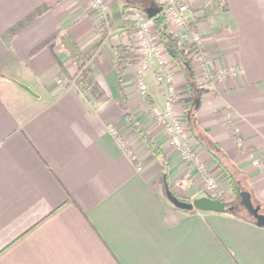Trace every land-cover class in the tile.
I'll use <instances>...</instances> for the list:
<instances>
[{"label":"crops","instance_id":"0c3cea01","mask_svg":"<svg viewBox=\"0 0 264 264\" xmlns=\"http://www.w3.org/2000/svg\"><path fill=\"white\" fill-rule=\"evenodd\" d=\"M48 1L0 0V264H264V226L177 208L166 197L165 183L190 204L208 196L202 174L180 160L146 110L133 117L163 151L166 179L127 123L125 105L137 108L128 94L141 53L132 37L123 103L111 48L127 38L117 0H107L106 35L87 0H51L46 13L17 27ZM207 1L189 0L186 15L212 68L235 67L239 75L207 82L192 53L201 95L187 143L227 187V172L207 148L216 147L254 206L264 207V0H220L224 9L205 15ZM64 33L90 58V84L75 83L77 66L59 39L43 47ZM163 47L177 92L173 114L184 121L186 83ZM156 75L153 65L148 100L161 106L165 86Z\"/></svg>","mask_w":264,"mask_h":264},{"label":"built area","instance_id":"2783aa9c","mask_svg":"<svg viewBox=\"0 0 264 264\" xmlns=\"http://www.w3.org/2000/svg\"><path fill=\"white\" fill-rule=\"evenodd\" d=\"M91 9L96 13L97 19L104 26L109 24V9L104 0H89ZM161 5L162 13L165 17L167 31L173 37L183 42H189L193 46V56L199 64L200 73L204 80L213 82L227 77H236L239 70L235 67H229L222 70H214L211 66V60L204 51V39L197 30L194 22L187 17L189 9V0H157ZM136 15V14H134ZM150 18L147 15L137 14L134 17V28L136 30V40L140 48L141 61L138 69L134 74V87L141 99L149 98V87L147 83V73L153 65H156L157 75L156 81L165 86V98L161 106L151 104L150 113L152 119L159 125L164 134L167 136L169 145L178 153L180 160L196 167L201 174H205L206 191L209 196H220V188L213 176L206 173L205 168L199 162V158L192 147L187 143L185 131V121L176 118L173 114V105L177 92L174 87L173 72L167 66L163 59V54L157 47L155 36L150 28ZM116 135L114 128L109 130ZM126 149V147H125ZM130 160L135 163L136 156L128 152ZM254 164L259 166L260 161L255 160ZM140 170V167L137 166Z\"/></svg>","mask_w":264,"mask_h":264},{"label":"trees","instance_id":"16d2710c","mask_svg":"<svg viewBox=\"0 0 264 264\" xmlns=\"http://www.w3.org/2000/svg\"><path fill=\"white\" fill-rule=\"evenodd\" d=\"M157 0H124L123 4L120 8V15L122 20V25L127 32V37L131 39V32L129 31L128 22L126 20V13L129 9H137L147 15V12L151 8H161L160 4H157ZM214 9H224V6L221 5L220 0H209L204 3V13L205 15H209L214 11ZM49 10V7L46 5H42L38 7L33 12L29 13L27 17L17 24V27H22L25 23H29L36 19L37 17L43 15ZM156 29V33L158 39L163 44L166 52L173 60V62L181 69L187 91L186 97L184 101V113L183 118L187 125L188 131L190 133H194L195 125V115L194 110L196 109V105L200 100V89L198 84L195 80V75L193 68L190 64V56L192 55L194 49L191 43L189 42H181L177 38L173 37L170 33H168L166 24H165V17L162 13V8L159 13L152 16L150 18ZM14 28L12 32H14ZM59 39V42L63 46L66 53L69 55L71 60L77 66V72L74 76L75 83L80 86H83L86 82L90 84V74L89 70L86 67V57L82 54L79 46L77 43L67 34H61L54 38L49 39L47 42L44 43L43 47H47L50 43L54 40ZM113 53H114V61H113V68L116 72L117 76V84L118 89L121 93L123 103L124 102V76L128 65L132 60V45L130 44H118L112 46ZM125 118L129 127L132 130H135L136 133L139 135L140 139L142 140L143 144L146 146L147 151L149 154L155 156L159 159V164L162 168V176L166 179L167 178V161L163 154L161 148H159L156 143L151 139L148 132L141 126V124L136 120L130 113H125ZM210 151V154L217 160V163L222 166V168L227 172L229 176V184L231 187V194L234 199L230 200L229 202H224L223 200H219L225 203V207L228 210L226 213L239 217L238 208H242L245 210L244 207L241 206V194L247 192L243 190V182L244 179L239 177L237 172L233 171L230 166L228 165L227 158L221 152L217 151L216 147L209 146L207 147ZM214 148V150H212ZM174 194V193H173ZM175 195V194H174ZM175 197L184 202H188V200L175 195ZM210 199L217 200L214 197L208 196ZM239 199V200H238ZM238 200V201H237ZM246 211V210H245ZM248 220L254 221L255 220L248 214L246 217Z\"/></svg>","mask_w":264,"mask_h":264},{"label":"rangeland","instance_id":"374dc122","mask_svg":"<svg viewBox=\"0 0 264 264\" xmlns=\"http://www.w3.org/2000/svg\"><path fill=\"white\" fill-rule=\"evenodd\" d=\"M105 1V3H106V5H107V7H108V2H107V0H104ZM51 2V0H49L48 2H44V3H42L41 5H39L38 7H40V6H42V5H46V6H48L49 5V3ZM123 2H124V0H117V3H118V6L119 7H121V5L123 4ZM87 4L89 5V7H90V1L89 0H87ZM157 4H159V3H157ZM38 7H36L34 10H36ZM49 7V6H48ZM91 8V7H90ZM50 9V8H49ZM108 9H109V7H108ZM120 8H118V10H119ZM33 10V11H34ZM32 11V12H33ZM31 13V12H30ZM139 13V15H145L143 12H141V11H139V10H137V9H129L128 11H127V13H126V20H127V22H128V29H129V31L132 33L130 36H131V38L133 37H135L136 38V30H135V28H134V17H136L137 16V14ZM96 14V13H95ZM134 14H136V15H134ZM96 17H97V15H96ZM98 20V19H97ZM149 25H150V28H151V30H152V32H153V34H154V36H155V43H156V45H157V47L159 46V42H160V40L158 39V36H157V33H156V29H155V25H154V23H153V21L152 20H150V22H149ZM98 27H104L100 22H99V20H98ZM124 28V27H123ZM125 29V28H124ZM114 31V32H113ZM126 31V30H125ZM106 32H107V29H106V27L104 28V35H106ZM113 32V34H115L116 32H117V28H113L112 27V29H111V33ZM126 32H128V31H126ZM125 35H126V33H125ZM126 37V36H125ZM124 39V38H123ZM121 42V43H120ZM124 44H130V45H132L133 44V41L130 39V37L128 38H126V39H124ZM181 42H183V41H181ZM115 44H122V37H118V38H115L114 39V43H113V45H115ZM110 45H111V43H110ZM113 45H111V48H112V46ZM164 48V47H163ZM113 50V49H112ZM86 67L88 68L90 65H91V60H90V58L89 57H87L86 58ZM136 72V71H135ZM128 95H132V98H133V100L134 101H136V106H137V108H136V110H134V111H132V112H130L128 109H127V106L125 105V110H126V113L128 112V113H130L132 116H134V115H138L139 113H141V111L144 109V111L146 110V112H147V114H149L150 115V117L152 118V115H151V113H150V103H149V100L148 99H141L140 97H139V95H138V93H137V89L134 87L132 90H131V92L128 94ZM126 98V93H125V90H124V99ZM185 131H186V136H187V125H186V123H185ZM133 131H135V130H133ZM136 132V131H135ZM202 178H203V182H204V189H205V192H206V194H207V196H209V194L207 193V191H206V187H205V184H206V178H207V176H205V174H202ZM216 181H217V183H218V185H219V188H220V196H216V197H214V196H210V197H214L215 199H217V200H223L224 202H229L230 200H232V199H234L233 197H232V194H231V187H230V184H229V186H227V187H225V186H223V184H221L220 182H219V180H217L216 179ZM244 184V183H243ZM225 187V188H224ZM243 187V186H242ZM243 190H246V188H244L243 187ZM239 200V199H238ZM237 200V201H238ZM255 204H257V203H255ZM261 204H258V206H260ZM262 213H264V207L261 205V210H260ZM238 214L240 215V216H242V217H248V213H247V211H245L244 209H242V208H238Z\"/></svg>","mask_w":264,"mask_h":264},{"label":"water","instance_id":"95a60500","mask_svg":"<svg viewBox=\"0 0 264 264\" xmlns=\"http://www.w3.org/2000/svg\"><path fill=\"white\" fill-rule=\"evenodd\" d=\"M161 11V8H151L147 12L148 18L156 15ZM165 194L168 200L177 208L190 210L192 207H195L203 211H213L217 213H226L228 210L225 207V203L219 200H213L209 197L201 198L190 204L188 202L178 200L175 195L169 190L167 184L165 183ZM240 204L245 208L247 213L255 220L257 226H264V215L259 214L261 209L260 206H254L252 203L251 197L247 192L241 194Z\"/></svg>","mask_w":264,"mask_h":264},{"label":"flooded vegetation","instance_id":"af4514ba","mask_svg":"<svg viewBox=\"0 0 264 264\" xmlns=\"http://www.w3.org/2000/svg\"><path fill=\"white\" fill-rule=\"evenodd\" d=\"M261 210V209H260ZM259 214H262V215H264V213H262L261 211H259Z\"/></svg>","mask_w":264,"mask_h":264}]
</instances>
